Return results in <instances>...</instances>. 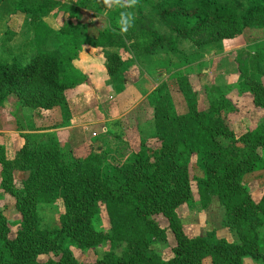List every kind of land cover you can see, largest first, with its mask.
Masks as SVG:
<instances>
[{"label": "trees", "instance_id": "obj_1", "mask_svg": "<svg viewBox=\"0 0 264 264\" xmlns=\"http://www.w3.org/2000/svg\"><path fill=\"white\" fill-rule=\"evenodd\" d=\"M86 2L95 0L78 4L83 8ZM142 2L156 12L171 35L160 34L152 17L139 11L128 34L108 27L91 36L88 25L77 20L75 7L73 19L56 31L44 21L54 6L51 0H20L17 11L36 22V51L25 63L16 57L0 63V105L11 95L35 110L65 103L69 91L90 85L89 77L74 66L84 45L105 50L132 41L141 54L163 46L178 54L179 40L200 39L198 45L208 47L240 37L247 29L264 28V0H137L135 6ZM51 38L66 51L47 49ZM261 58L262 53L258 65ZM104 65L111 79L123 81L124 61L118 53H107ZM249 85L256 105L264 110V85L257 81ZM154 126L159 148L143 147L121 165L84 162L73 153L65 156L56 145L26 143L15 158L2 151L1 186L15 196L22 220L16 238L11 239L0 213V264H80L70 247H64L65 238L79 249L125 243L121 254L107 252L94 264H245L249 257L264 264V192L255 201L244 185L246 175L264 173V158L258 153L264 148V127L237 137L221 116L195 109L179 115L163 103L156 105ZM193 155L199 156L204 171L196 185L202 207L216 198L225 208V225L236 233L238 242H213L208 236L190 238L185 233L177 210L193 199L188 166ZM15 171L27 174L19 189ZM58 202L64 208L60 228H42L37 206ZM102 212L109 219L110 233L95 229V219ZM157 216L167 227L160 225ZM168 231L176 244L173 257L166 261L151 247L155 241L167 240Z\"/></svg>", "mask_w": 264, "mask_h": 264}, {"label": "rangeland", "instance_id": "obj_2", "mask_svg": "<svg viewBox=\"0 0 264 264\" xmlns=\"http://www.w3.org/2000/svg\"><path fill=\"white\" fill-rule=\"evenodd\" d=\"M19 1L4 0L0 5V63H10L15 57L25 63L36 51V22L30 16L17 11ZM51 1L54 6L46 14L44 21L56 31H60L73 19L72 7L78 12L77 20L88 25L91 36H96L98 31L108 27L118 30L119 15L116 16L115 13L119 7L106 11L100 0L86 2L83 8L78 4L82 0ZM130 11L134 17L139 11L152 17L154 28L160 34L171 35L158 20L156 12L146 3L142 2ZM199 41L200 39L179 40L178 54L169 52L166 46L158 48L152 54H141L135 51L132 41L126 42L123 47L105 50L84 45L82 50L87 48L90 55H97L103 63L109 52L118 53L124 61L123 81L112 79L116 91L125 90L124 93L119 99L113 96L111 101L107 100L108 103H104V100L96 101L100 111L98 114L109 115L110 122L107 126L104 125L107 132L102 134L100 126L88 127L84 140L92 138L95 128L98 129L99 136L93 138L83 150L75 151L68 143V133H58L56 129L69 124L71 112L75 111L73 105L79 106L84 101L85 93L76 95L69 92L66 94V102L51 110L24 107L16 95H11L4 105H0V155L4 151L7 157L15 158L26 143L56 145L65 156L73 153V156L84 162L104 167L121 165L131 161L134 154L143 147L159 148L154 123L155 108L160 103L169 105L179 115L195 109L204 111L211 117L221 116L237 137L257 127H264V110L256 105L249 85L251 81L264 85V58H261L258 65L260 53L264 55V28L247 29L240 37L208 47L198 45ZM46 48L66 51L55 38L49 40ZM86 86L91 89L92 84ZM90 96L97 97V92L92 90ZM118 100V108H114V103ZM91 108L93 105L90 102L88 109ZM94 120L99 119L94 117ZM258 153L264 158V148L259 149ZM188 164L193 199L177 210L185 233L190 238L208 236L213 242L223 239L238 242L236 233L225 225L226 212L219 201L213 199L207 208H203L199 201L196 185L197 180L204 176L199 156H190ZM263 175V172H255L244 178V185L255 201H259L264 192ZM26 178L25 172L15 171V187L21 188ZM37 211L42 228H60V219L64 212L61 202L40 203ZM0 213L6 219L10 231L8 237L16 238L22 216L16 207L15 196L2 189L1 177ZM156 218L162 227H167V222L161 216ZM94 225L97 231L110 233V223L105 212L98 215ZM262 231L264 235V227ZM63 244L64 247H70L80 264H94L107 252L121 254L125 248V243L107 242L91 249H79L70 243L69 238H65ZM175 244L173 233L168 231L167 240L155 241L151 250L167 261L173 257L172 248ZM262 244L264 251V239ZM40 259L46 260L47 257L41 256ZM244 263L263 264L250 257L245 258Z\"/></svg>", "mask_w": 264, "mask_h": 264}, {"label": "crops", "instance_id": "obj_3", "mask_svg": "<svg viewBox=\"0 0 264 264\" xmlns=\"http://www.w3.org/2000/svg\"><path fill=\"white\" fill-rule=\"evenodd\" d=\"M89 52L90 51H88L87 48L81 50L78 59L74 61V66L89 77V81L92 84V87H90L91 89H89L87 88L88 86L81 85L69 91L70 94L72 93L76 95H79L80 93L81 94L85 93L84 101L80 102L79 106L75 107L73 105L74 107L73 109H75V111L74 113L71 112L70 121H68L69 124L66 127L56 129L58 133L60 132L68 133L67 136L69 141L68 143L70 144V147L72 149H75V151L83 150V148L86 147L90 143V141L93 140V138L99 136L97 134L98 129L95 128V130L91 134L92 138H90V140H84L85 132L88 127L100 126L102 129L101 130L102 134L105 131L107 132L108 130L105 127L110 122L109 115H104V113H102V115L100 113L98 114V112L100 111H98V104H97L98 102L96 101L104 100V103H108L107 100H110V98H113V96L119 99L120 95H122L125 91V90L123 92H119L118 90L116 91V87L112 82V79L108 75L104 63L100 61V58L97 55L95 54L90 55ZM92 90L97 92V97L90 96V92ZM136 97H138L137 94ZM90 102L93 105V108L88 109ZM131 102L133 103L132 100ZM118 103H120L119 100L115 101L114 108L115 107L118 108L117 106ZM106 107L109 108L108 105H106ZM92 116L96 117L99 120L95 121L94 117L92 118Z\"/></svg>", "mask_w": 264, "mask_h": 264}, {"label": "clouds", "instance_id": "obj_4", "mask_svg": "<svg viewBox=\"0 0 264 264\" xmlns=\"http://www.w3.org/2000/svg\"><path fill=\"white\" fill-rule=\"evenodd\" d=\"M137 0H100L104 10H111L114 7L122 9L118 16V30L121 34L127 33L134 25V14L131 9H134Z\"/></svg>", "mask_w": 264, "mask_h": 264}]
</instances>
